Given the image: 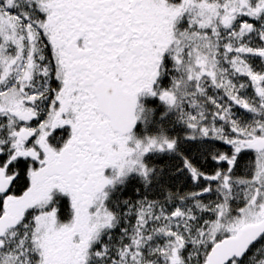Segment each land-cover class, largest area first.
Returning <instances> with one entry per match:
<instances>
[{
	"label": "snow or ice",
	"instance_id": "6c2138e0",
	"mask_svg": "<svg viewBox=\"0 0 264 264\" xmlns=\"http://www.w3.org/2000/svg\"><path fill=\"white\" fill-rule=\"evenodd\" d=\"M0 264H264V0H0Z\"/></svg>",
	"mask_w": 264,
	"mask_h": 264
}]
</instances>
